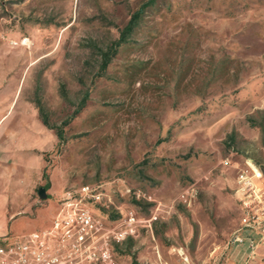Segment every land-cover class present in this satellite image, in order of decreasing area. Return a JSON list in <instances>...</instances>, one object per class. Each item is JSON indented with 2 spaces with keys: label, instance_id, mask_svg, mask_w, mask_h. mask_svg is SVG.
I'll return each instance as SVG.
<instances>
[{
  "label": "rangeland",
  "instance_id": "1",
  "mask_svg": "<svg viewBox=\"0 0 264 264\" xmlns=\"http://www.w3.org/2000/svg\"><path fill=\"white\" fill-rule=\"evenodd\" d=\"M145 1L0 0V132L39 167L19 220L88 185L102 224L138 218L116 264H264V221L232 256L247 162L264 190V0H152L115 46Z\"/></svg>",
  "mask_w": 264,
  "mask_h": 264
},
{
  "label": "built area",
  "instance_id": "2",
  "mask_svg": "<svg viewBox=\"0 0 264 264\" xmlns=\"http://www.w3.org/2000/svg\"><path fill=\"white\" fill-rule=\"evenodd\" d=\"M261 171L247 162L237 174L239 199L243 204V232L235 241L253 248L259 224L264 221L260 202L264 190L255 185ZM78 197L68 196L59 205L58 214L49 227L18 236H0V264H116L111 240L122 241L134 236L138 218L133 209L113 224L99 222L92 209L82 202L85 197L98 202L101 192L82 185ZM264 218V216H263ZM261 231H264V225Z\"/></svg>",
  "mask_w": 264,
  "mask_h": 264
},
{
  "label": "crops",
  "instance_id": "3",
  "mask_svg": "<svg viewBox=\"0 0 264 264\" xmlns=\"http://www.w3.org/2000/svg\"><path fill=\"white\" fill-rule=\"evenodd\" d=\"M2 123L4 122H0V125ZM20 128L23 127L19 126ZM30 137L31 134L25 132H0V140L4 141L0 143V235L45 229L59 212V207L53 206L37 211L35 216H23L19 220V208L31 210L33 204L23 199L19 200V193L30 190L37 182L39 173L38 165L32 167L25 163L24 140ZM247 249L249 248L246 242L236 244L234 247L236 254H232L233 259L240 258L248 251Z\"/></svg>",
  "mask_w": 264,
  "mask_h": 264
},
{
  "label": "trees",
  "instance_id": "4",
  "mask_svg": "<svg viewBox=\"0 0 264 264\" xmlns=\"http://www.w3.org/2000/svg\"><path fill=\"white\" fill-rule=\"evenodd\" d=\"M152 2V0H147L144 3L141 4V6L136 10V12L133 14V16L131 17V19L128 21V23L125 25V27L123 28L120 37L118 38V40L115 42V46H118L120 43H122L124 41V37L125 35L129 32L132 31V29L134 28L136 19L139 17V15L141 14V12L144 10L145 7H147L148 5H150V3ZM116 49V47H115ZM110 57L109 56H105L103 58V67H105L109 61ZM44 123H46L45 121H43ZM57 136L60 137V134L57 132Z\"/></svg>",
  "mask_w": 264,
  "mask_h": 264
},
{
  "label": "water",
  "instance_id": "5",
  "mask_svg": "<svg viewBox=\"0 0 264 264\" xmlns=\"http://www.w3.org/2000/svg\"><path fill=\"white\" fill-rule=\"evenodd\" d=\"M38 196H39L41 199L46 198L44 188L40 187V188L38 189Z\"/></svg>",
  "mask_w": 264,
  "mask_h": 264
}]
</instances>
